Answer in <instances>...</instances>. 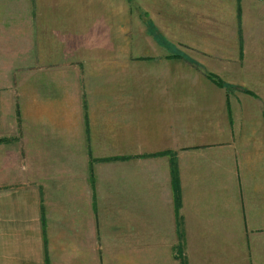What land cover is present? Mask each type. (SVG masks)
I'll use <instances>...</instances> for the list:
<instances>
[{"label":"crops","instance_id":"1","mask_svg":"<svg viewBox=\"0 0 264 264\" xmlns=\"http://www.w3.org/2000/svg\"><path fill=\"white\" fill-rule=\"evenodd\" d=\"M169 1L206 67L173 95L66 47L93 0H0V264H264V10Z\"/></svg>","mask_w":264,"mask_h":264},{"label":"rangeland","instance_id":"2","mask_svg":"<svg viewBox=\"0 0 264 264\" xmlns=\"http://www.w3.org/2000/svg\"><path fill=\"white\" fill-rule=\"evenodd\" d=\"M155 1L93 0L92 3L94 5L90 6H93V11L91 12L94 18H92L93 21L91 19L88 21L89 27L94 25V28H91V32L90 28V33H88L86 28H80L79 32H77L78 34H76V31H68L63 34L62 39L64 41L68 40L69 44H66V47L68 49L72 48V51H81L84 48V51L110 55L112 61L115 62L114 64H110L111 68H107L108 74H111L108 78L112 85H116V82L120 78V83L124 78L127 79V82L130 81L132 83L136 73L138 74L142 71L145 77L152 70L156 74L155 77L151 78L155 80L156 84L162 86V92L166 95H173V91H170L171 89L169 90L166 87L167 84L175 85L178 88L184 84L196 82L200 69L204 72L205 66L203 67L200 64V60L193 59L190 56V54L198 52L197 48L199 44H187L189 37L196 39V41L197 37H194L192 34L189 37L186 35L188 34V29L183 28V22L179 18L181 16H176L175 21L171 20L170 16L166 17L167 13L165 11L154 10L157 4L160 9L165 8L167 10V0H157V3ZM170 1L173 2L176 9L182 7L181 0ZM248 1L252 3L250 6L248 3L247 8L250 9L248 14L249 16L253 15L251 19L256 21L257 10H264V0L261 2H258L259 0ZM139 3L143 10H149L147 11V17L153 21L152 25L154 29L149 28L150 31L148 33H146L147 27L144 21L137 15ZM167 51L175 52V56L173 57L178 61L175 60V63H169L168 60L163 59L165 57L162 56ZM152 53L157 57L156 60H153L152 64L139 59ZM196 56H199V54H196ZM124 57H127V59ZM232 61L235 62V60ZM245 63H248V68L254 67V65L250 64L249 60H245ZM102 65H100L98 70H104L103 74L107 73V70ZM172 67L175 69L173 73L171 72ZM235 87L237 88V86ZM159 93L162 94L161 92ZM128 96L130 99H133V95L130 94ZM171 98L173 101L180 100L175 97ZM185 256L186 254L182 256L181 252L180 255L176 253L177 259L173 258L175 261L172 264H188Z\"/></svg>","mask_w":264,"mask_h":264},{"label":"trees","instance_id":"3","mask_svg":"<svg viewBox=\"0 0 264 264\" xmlns=\"http://www.w3.org/2000/svg\"><path fill=\"white\" fill-rule=\"evenodd\" d=\"M178 56H180V55H178ZM207 76H208L213 82H215L216 84L221 85V86L225 85V84L223 83V81H221V80H220L217 76H215L214 74L207 73ZM229 88H231V87H229Z\"/></svg>","mask_w":264,"mask_h":264}]
</instances>
